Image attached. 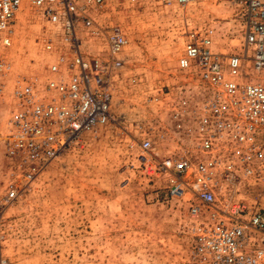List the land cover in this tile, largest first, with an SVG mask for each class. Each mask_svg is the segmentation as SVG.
Here are the masks:
<instances>
[{
	"label": "built area",
	"instance_id": "built-area-1",
	"mask_svg": "<svg viewBox=\"0 0 264 264\" xmlns=\"http://www.w3.org/2000/svg\"><path fill=\"white\" fill-rule=\"evenodd\" d=\"M115 1L28 0L43 26L36 42L44 66L15 73L9 86L12 64L1 47L11 41L22 0H0L4 204L20 198L82 133L120 124L111 106L125 35L104 16ZM176 1L187 12L201 0ZM226 1L232 9L229 33L239 50H214L215 28L208 23L186 27L177 62L181 78L147 96L150 117L135 123L136 139L146 154V173L162 180L170 199L188 207L194 261L264 264V206L217 204L224 194H245L252 186L264 192V0ZM7 95L12 102L3 118ZM170 137L177 148L160 154Z\"/></svg>",
	"mask_w": 264,
	"mask_h": 264
},
{
	"label": "rangeland",
	"instance_id": "rangeland-1",
	"mask_svg": "<svg viewBox=\"0 0 264 264\" xmlns=\"http://www.w3.org/2000/svg\"><path fill=\"white\" fill-rule=\"evenodd\" d=\"M104 16L125 35L111 106L120 124L82 133L13 203H3L0 158V264H198L191 254L188 207L170 199L162 180L146 173L135 123L150 117L146 99L154 89L165 91L181 78L177 62L186 27L208 23L215 28L214 50H239V40L229 33L231 6L201 0L185 12L176 0H118ZM14 29L1 47L12 64L9 86L15 73L41 71L45 61L36 42L42 22L28 0L16 12ZM11 102L7 95L3 118ZM173 139L162 141L160 154L177 148ZM260 189L224 194L217 204L229 208L242 200L264 206Z\"/></svg>",
	"mask_w": 264,
	"mask_h": 264
}]
</instances>
